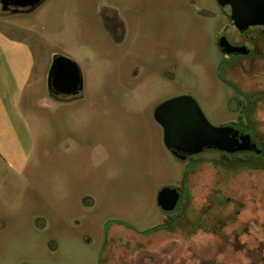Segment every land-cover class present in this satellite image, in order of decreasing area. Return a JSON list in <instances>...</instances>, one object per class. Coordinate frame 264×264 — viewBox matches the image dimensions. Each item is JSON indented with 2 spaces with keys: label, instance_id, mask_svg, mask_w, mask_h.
<instances>
[{
  "label": "rangeland",
  "instance_id": "rangeland-1",
  "mask_svg": "<svg viewBox=\"0 0 264 264\" xmlns=\"http://www.w3.org/2000/svg\"><path fill=\"white\" fill-rule=\"evenodd\" d=\"M228 10L216 0L0 5V27L35 53L22 99L32 153L20 171L0 159V264H264V82L254 113L228 108L242 99L218 79V34L235 32ZM56 55L79 65L78 95L49 93ZM183 95L215 126L252 119L262 156L178 159L154 112ZM163 188L180 193L171 212L158 205Z\"/></svg>",
  "mask_w": 264,
  "mask_h": 264
},
{
  "label": "water",
  "instance_id": "water-1",
  "mask_svg": "<svg viewBox=\"0 0 264 264\" xmlns=\"http://www.w3.org/2000/svg\"><path fill=\"white\" fill-rule=\"evenodd\" d=\"M44 0H0L3 12H28ZM221 6L230 5L232 17L238 22L246 19L250 25L264 24V0H217ZM48 90L54 97L78 95L84 86L79 65L69 57H53L48 71ZM156 122L163 128L164 144L178 159L204 150L227 153L254 150L251 135L240 134L228 126H215L206 118L198 102L188 95L161 103L154 112ZM180 193L176 188H163L157 196L159 207L165 212L175 210Z\"/></svg>",
  "mask_w": 264,
  "mask_h": 264
},
{
  "label": "crops",
  "instance_id": "crops-1",
  "mask_svg": "<svg viewBox=\"0 0 264 264\" xmlns=\"http://www.w3.org/2000/svg\"><path fill=\"white\" fill-rule=\"evenodd\" d=\"M34 66L32 44L0 27V159L19 171L33 149L22 99Z\"/></svg>",
  "mask_w": 264,
  "mask_h": 264
},
{
  "label": "flooded vegetation",
  "instance_id": "flooded-vegetation-1",
  "mask_svg": "<svg viewBox=\"0 0 264 264\" xmlns=\"http://www.w3.org/2000/svg\"><path fill=\"white\" fill-rule=\"evenodd\" d=\"M222 7L224 9H229L228 10L229 18L231 20V25L234 28L235 32L229 34L227 32L220 31L218 34L217 45L220 51L223 53L225 59L224 65L226 66V68H224V66L223 69L222 67L220 68L218 79L223 84L224 83L232 84L235 87L238 95L242 97V99L238 97L237 106L235 107L229 106L228 107L229 109H232L235 113L236 112L239 113L243 107L244 108L243 111L245 113L248 114L252 112L254 113L258 108L257 103L259 101L250 102L249 100L253 94L261 92V90H259L257 88L258 86L256 87V85H259L264 82V71L259 69L261 65L264 63V36L262 37V35H264V24L250 25L247 23V20L244 19L238 22L237 25L236 21L232 17V9L230 5H226ZM7 13H11V12H7ZM258 33L260 34V36H258ZM258 39H261L262 41L259 42ZM233 57L236 58L234 59ZM245 63H247V65ZM250 82L251 84H249ZM248 90H250L249 93H247ZM61 98H70V97H61ZM243 98L249 101L247 103V106L246 103H244ZM253 124L254 121L248 118L245 121L243 120L237 123L228 122V124L225 126L231 127L234 130L239 131L240 134H249L246 131V129L247 127L253 126ZM242 131H245V133H243ZM251 143L256 145V147H254V150H250V148H247L245 151L241 153L253 152L257 155L262 156V152L252 135H251ZM231 154H236V153H231Z\"/></svg>",
  "mask_w": 264,
  "mask_h": 264
}]
</instances>
